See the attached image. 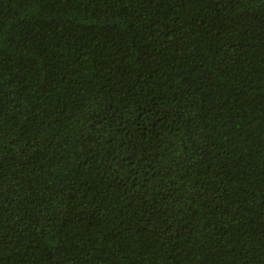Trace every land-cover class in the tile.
Returning a JSON list of instances; mask_svg holds the SVG:
<instances>
[{
	"label": "trees",
	"instance_id": "trees-1",
	"mask_svg": "<svg viewBox=\"0 0 264 264\" xmlns=\"http://www.w3.org/2000/svg\"><path fill=\"white\" fill-rule=\"evenodd\" d=\"M0 264H264V0H0Z\"/></svg>",
	"mask_w": 264,
	"mask_h": 264
}]
</instances>
